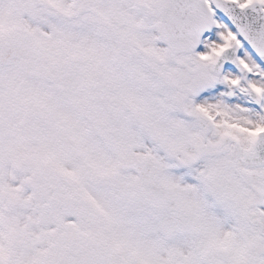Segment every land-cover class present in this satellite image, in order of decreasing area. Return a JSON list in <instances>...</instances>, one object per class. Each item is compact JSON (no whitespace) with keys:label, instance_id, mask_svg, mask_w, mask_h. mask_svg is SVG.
I'll use <instances>...</instances> for the list:
<instances>
[{"label":"snow or ice","instance_id":"obj_1","mask_svg":"<svg viewBox=\"0 0 264 264\" xmlns=\"http://www.w3.org/2000/svg\"><path fill=\"white\" fill-rule=\"evenodd\" d=\"M0 264H264V0H0Z\"/></svg>","mask_w":264,"mask_h":264}]
</instances>
